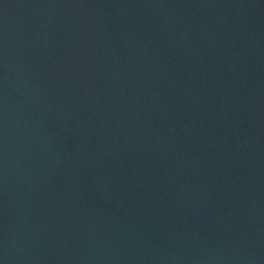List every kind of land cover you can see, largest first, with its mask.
I'll return each mask as SVG.
<instances>
[{"label": "water", "instance_id": "water-1", "mask_svg": "<svg viewBox=\"0 0 264 264\" xmlns=\"http://www.w3.org/2000/svg\"><path fill=\"white\" fill-rule=\"evenodd\" d=\"M0 264H264V0H0Z\"/></svg>", "mask_w": 264, "mask_h": 264}]
</instances>
